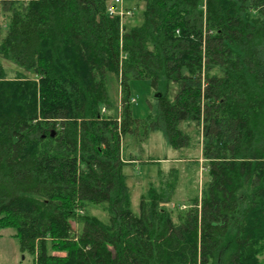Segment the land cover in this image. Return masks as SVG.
<instances>
[{
  "label": "trees",
  "instance_id": "trees-1",
  "mask_svg": "<svg viewBox=\"0 0 264 264\" xmlns=\"http://www.w3.org/2000/svg\"><path fill=\"white\" fill-rule=\"evenodd\" d=\"M137 1L125 30L110 0H0L19 69L0 62V228L34 264H264V0ZM130 79L155 114L132 115ZM150 130L201 145L206 179L173 216L152 185L130 208L123 140Z\"/></svg>",
  "mask_w": 264,
  "mask_h": 264
},
{
  "label": "rangeland",
  "instance_id": "rangeland-1",
  "mask_svg": "<svg viewBox=\"0 0 264 264\" xmlns=\"http://www.w3.org/2000/svg\"><path fill=\"white\" fill-rule=\"evenodd\" d=\"M112 0H110L111 2ZM109 2V3H110ZM121 19L125 30H129L142 22L144 3L137 0H122ZM7 22L6 15L0 12V24ZM0 62L12 77L19 70L13 63L0 58ZM30 77L32 74H28ZM109 99L112 105L108 113L115 114L118 110V81L114 74L106 77ZM130 97L132 115L136 118H145L155 114L157 102L155 93L148 80L130 79ZM191 136V141H192ZM200 140V139H199ZM124 154H131L134 159L131 164L125 165L126 185L130 190V208L134 214L139 211L140 197L145 194L150 185L157 188L168 198L165 207L175 215L177 209H185L187 196L195 193L197 185L200 186L206 179L204 159L201 156L200 142L191 148H173L161 130H150L147 138L137 142L128 135L123 140ZM187 165L189 166L186 170ZM169 184V185H168ZM96 213L97 210H94ZM74 227L76 226L73 224ZM13 229L0 228V264H34V255L21 251L17 239L12 235Z\"/></svg>",
  "mask_w": 264,
  "mask_h": 264
},
{
  "label": "built area",
  "instance_id": "built-area-1",
  "mask_svg": "<svg viewBox=\"0 0 264 264\" xmlns=\"http://www.w3.org/2000/svg\"><path fill=\"white\" fill-rule=\"evenodd\" d=\"M122 0H112L106 7V11L108 15L110 16H116L119 15L121 16L122 14V9L121 7Z\"/></svg>",
  "mask_w": 264,
  "mask_h": 264
}]
</instances>
